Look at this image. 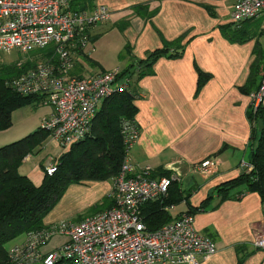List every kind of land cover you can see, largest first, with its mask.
I'll list each match as a JSON object with an SVG mask.
<instances>
[{
	"label": "crops",
	"instance_id": "obj_1",
	"mask_svg": "<svg viewBox=\"0 0 264 264\" xmlns=\"http://www.w3.org/2000/svg\"><path fill=\"white\" fill-rule=\"evenodd\" d=\"M235 1L76 0L73 4L75 10L109 9L108 19L89 29L91 44L77 56L73 74L84 77L116 68L128 74L130 88L138 94L139 136L131 160L151 166L153 174L182 172L177 182L188 198L169 205L168 212L171 221L191 212L195 228L216 243L217 252L200 264H239L240 258L242 264H264V249L255 245V233L264 224L260 195L244 187L226 199L216 192L218 184L241 174L242 162L252 156L250 98L241 87L247 83L255 51L264 50L262 23L255 19H250L249 39L232 41L225 35V30H232ZM161 49L170 50L149 60ZM174 51L178 54L172 55ZM199 70L207 74L202 85ZM41 105L46 113L40 126L54 112L53 106ZM26 122L21 136L36 127L27 124V128ZM67 150L49 137L40 151L24 158L19 170L40 185L48 158L59 159ZM209 158L219 162L211 176L191 171V166ZM113 182L71 184L44 223L73 222L75 215L103 205ZM110 204L106 199L103 208ZM57 238L66 240L55 236L44 250L56 249Z\"/></svg>",
	"mask_w": 264,
	"mask_h": 264
},
{
	"label": "built area",
	"instance_id": "obj_2",
	"mask_svg": "<svg viewBox=\"0 0 264 264\" xmlns=\"http://www.w3.org/2000/svg\"><path fill=\"white\" fill-rule=\"evenodd\" d=\"M75 1L0 0V52L10 54L18 49L26 55L51 46V57L15 78L11 86L24 95L41 94L42 104L53 106L54 112L42 126L63 148L84 139L103 102L127 86L126 80L118 83L122 72L118 68L84 77L72 74L77 56L91 44L89 29L109 17L106 6L75 10ZM259 18H263L264 30V0L235 1L234 24ZM249 98L253 111L264 106V72ZM121 134L126 154L108 194L114 205L77 222L60 221L27 232L24 241L8 248V264H200L217 252L216 243L195 228L191 213L157 230L147 227L142 208L164 200L183 174L169 168L173 170L170 175L155 177L151 166L131 160V148L139 136L136 121L123 120ZM218 164L217 159H205L191 166V171L209 177ZM57 167V159L52 158L45 173L53 175ZM241 167L243 172L253 168L246 161ZM55 236L66 240L45 251ZM255 245L264 249V224L255 233Z\"/></svg>",
	"mask_w": 264,
	"mask_h": 264
},
{
	"label": "trees",
	"instance_id": "obj_3",
	"mask_svg": "<svg viewBox=\"0 0 264 264\" xmlns=\"http://www.w3.org/2000/svg\"><path fill=\"white\" fill-rule=\"evenodd\" d=\"M262 20L263 18H259L254 21L261 24ZM250 21L252 20H246L240 26L233 23L232 30L230 32L225 30V35L232 41L243 42L249 39L252 37ZM169 50H156L149 55V60L153 61ZM51 53L52 49L41 50L33 55V59L27 57L25 60L24 56L13 62H0V131L12 125V114L15 110L43 102V95L21 94L13 89L11 83L15 78L51 57ZM255 53L257 57L251 65L247 83L241 87V91L248 94L259 87L264 72V50L258 48ZM177 54L176 51L172 53ZM19 62L22 64L18 65ZM143 71L141 70L142 73ZM199 75V84L202 85L207 74L199 70ZM122 77L126 78V88L118 89L103 102L93 120L90 133L67 148L68 150L57 159L56 172L53 175L45 173L40 185H36L27 175L22 174L19 168L27 155L41 150L51 134L50 131L40 126L28 135L0 147V264L9 262L6 246L9 241L20 234L47 226L44 223L45 217L71 184L89 180L114 181L119 174L126 154L121 124L125 119L135 121L138 111L135 104L138 94L130 88L128 74L122 71L120 78ZM248 116L254 146L249 163L253 168L218 184L216 192L226 199L235 197L241 191L236 189L244 187L250 192L258 193L264 203V106L257 111H253L250 106ZM163 175H170V172L160 171L153 174L155 177ZM187 198L188 195L183 193L178 182H173L164 200L150 202L142 208L141 215L147 227L150 230H157L170 222L167 209L169 205ZM106 199L103 205H97L93 210H104ZM109 199L114 203L111 198ZM208 200L210 199H206ZM111 207L108 206L106 209ZM242 262L243 258H240L239 264Z\"/></svg>",
	"mask_w": 264,
	"mask_h": 264
},
{
	"label": "rangeland",
	"instance_id": "obj_4",
	"mask_svg": "<svg viewBox=\"0 0 264 264\" xmlns=\"http://www.w3.org/2000/svg\"><path fill=\"white\" fill-rule=\"evenodd\" d=\"M50 47L51 46L47 47L46 50H49ZM38 51H41V50L32 51V52H29L26 55L20 53L18 49L13 51L10 54H6V53L0 52V62H13V61H16V60H18L20 58H24V56L25 57L26 56L29 57L31 55H34ZM90 62H92V61H90ZM125 79H126L125 77L119 78L118 79V83H121ZM41 104L37 103V105H31L29 110H28V107H23V108H19V109L15 110L13 112V116H12L13 117V124L10 127H8L7 129H4V130L0 131V147L4 146L6 144H9L11 142H14V141L26 136L27 134H29V133H27L26 135H22V136L19 135V134L22 133L21 132V127L24 125V123H23L24 119L27 121L26 125H25L27 128H29V126H31V125L36 126L35 128L33 127L34 129L32 131H34L35 129H37L40 126V122H41L40 120H42V118H44L45 113H46L44 105H41ZM27 111H29L27 117L28 118L30 117V119H28L25 116ZM24 129L26 130V128H24ZM49 137H53V136L50 134ZM46 153L47 152H45L43 155H45ZM51 156L48 158V161L46 162L47 164H49L50 161L52 160ZM113 205H114V203H112V201H111L110 206H113ZM94 212H95L94 210H92V211L89 210V211H86L85 213H82L81 215H75L74 218H73V220H74L73 222H77L83 216L91 215ZM25 234L26 233L20 234L15 239L9 241L6 244V246L9 248L10 246L21 242L23 239H25ZM63 240H64L63 238H57L55 240V242L58 243V244H62L65 241V240L64 241ZM34 264H42V263H34Z\"/></svg>",
	"mask_w": 264,
	"mask_h": 264
}]
</instances>
